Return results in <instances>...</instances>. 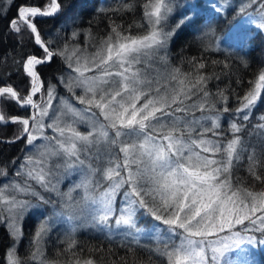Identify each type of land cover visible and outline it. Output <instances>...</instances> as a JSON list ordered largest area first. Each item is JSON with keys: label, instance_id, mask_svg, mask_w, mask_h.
<instances>
[{"label": "snow or ice", "instance_id": "snow-or-ice-1", "mask_svg": "<svg viewBox=\"0 0 264 264\" xmlns=\"http://www.w3.org/2000/svg\"><path fill=\"white\" fill-rule=\"evenodd\" d=\"M80 3L0 0V44L14 36L36 50L16 61L20 84L0 74V125L17 126L0 144L25 146L23 159L0 161V227L10 240L0 264H255L264 60L247 81L240 73L264 46V0ZM37 18L64 27L45 33ZM176 46L198 54L174 65ZM224 79L213 92L210 82ZM12 106L24 114L9 115ZM74 172L80 180L61 191ZM25 220L34 228L21 255ZM84 227L101 234L98 245L76 239Z\"/></svg>", "mask_w": 264, "mask_h": 264}, {"label": "trees", "instance_id": "trees-1", "mask_svg": "<svg viewBox=\"0 0 264 264\" xmlns=\"http://www.w3.org/2000/svg\"><path fill=\"white\" fill-rule=\"evenodd\" d=\"M23 2L24 0H15L16 4H20ZM30 2L32 5L39 4L41 7H46L49 0H30ZM65 2L67 3L68 0H65ZM103 2L110 3L111 0H103ZM82 6L83 5L80 3V0H77V11ZM14 12H15V6L13 5L12 11L8 12L7 15L12 16ZM138 19H139V13H137L136 16H132L130 14L127 18V22L131 23L134 20H138ZM3 24L4 22L0 20V30L5 31L6 33V30L3 29ZM37 24H38V27L45 33H47L49 29H51L53 34H55L56 29L64 27L63 21L57 22L51 18H37ZM60 35H63V33H60ZM16 39L18 38L14 36H7L5 39H3V43L0 44V74H5L11 77V79L8 80V83L18 85L20 84L21 81H20V77L14 74L16 72V61L20 60L22 55L32 53L36 50L33 49L31 44L27 42L26 38L21 44H17L15 42ZM261 47H264V46H261L258 44L256 47V51L253 52L252 56L254 57V59H252L251 67L248 69L241 70L240 74L244 75V78L246 81L251 78V74L253 72H258L259 67H260L259 62L261 60H264V56H262L260 52ZM5 54L7 57L6 59H5ZM194 54H198V53H194V52L187 51V50L182 52L180 47L176 46L172 48L170 52V57H171L172 63L176 65V64H180L182 56L190 57L191 55H194ZM225 55L226 54H223V55L213 54L210 56V59L224 60ZM183 67L185 70H187L186 65H183ZM222 67L223 65L210 66L207 69V71L216 72L217 74H219ZM55 68H56V64H53L50 68L45 70V74L47 75V74L52 73ZM228 83L229 81L227 79H224L223 82L212 81L210 82L209 87L211 88L213 92H215L217 84H219L221 88H224L225 85ZM260 111H264V107H262L261 109H258L257 114H259ZM15 114L23 115L24 113L21 111H18L14 106L10 107L9 115H15ZM253 122L255 123V120ZM224 126L225 127L227 126L226 122H224ZM16 131H17V126L15 125H11V124L0 125V136L13 137ZM24 147L25 146H24L23 141L17 142L14 145L0 144V161H7V160H11L13 157L20 156L21 150ZM20 159H23V157L20 156ZM4 180L6 179L3 177H0V182H3ZM140 226L144 227L143 224H141ZM33 228H34V220H25L24 237H23L21 244L19 245L21 255H24L26 253L28 242L31 238L30 234L33 231ZM62 231H63V228H60L59 232L51 233V241L49 242L47 246V251H46V255H48L49 257L52 255L54 251V249L51 247V242H55L57 236ZM75 235H76V239L80 242V244L85 247L89 245H98L103 239L100 233L96 232L95 230H91V229H78ZM116 242L119 243L118 240ZM141 242L144 244L150 243V241L147 238H142ZM9 243H10V240L6 234L5 228L0 227V256H3V253L5 249L8 247ZM152 243L154 246V242ZM105 246L107 247V241H105ZM260 254L264 257V247L263 248L260 247ZM142 259L144 261V264H147V256H144Z\"/></svg>", "mask_w": 264, "mask_h": 264}, {"label": "rangeland", "instance_id": "rangeland-1", "mask_svg": "<svg viewBox=\"0 0 264 264\" xmlns=\"http://www.w3.org/2000/svg\"><path fill=\"white\" fill-rule=\"evenodd\" d=\"M221 2L223 3L224 0H221ZM79 130L80 131H87V126L86 125H81L79 126ZM49 135H51V131L48 132ZM11 138V137H9ZM11 178V177H10ZM8 178V179H10ZM80 180V174L78 173H71L70 175L65 176L60 183V188L61 191H68V188L74 183ZM3 182H6V180H4ZM83 192L82 190H76L73 192V196L79 198V196H82ZM79 229H91L94 230L91 227H84V228H79ZM263 248V247H261ZM251 259L254 260L255 264H264V257L260 254V246H256L253 251H252V255H251Z\"/></svg>", "mask_w": 264, "mask_h": 264}, {"label": "water", "instance_id": "water-1", "mask_svg": "<svg viewBox=\"0 0 264 264\" xmlns=\"http://www.w3.org/2000/svg\"><path fill=\"white\" fill-rule=\"evenodd\" d=\"M0 138L10 139L9 137L0 136ZM12 138V137H11Z\"/></svg>", "mask_w": 264, "mask_h": 264}]
</instances>
